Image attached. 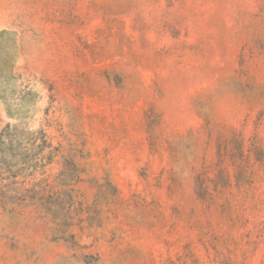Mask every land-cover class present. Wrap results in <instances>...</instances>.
I'll return each instance as SVG.
<instances>
[{"label": "rangeland", "instance_id": "obj_1", "mask_svg": "<svg viewBox=\"0 0 264 264\" xmlns=\"http://www.w3.org/2000/svg\"><path fill=\"white\" fill-rule=\"evenodd\" d=\"M0 264H264V0H0Z\"/></svg>", "mask_w": 264, "mask_h": 264}, {"label": "trees", "instance_id": "obj_2", "mask_svg": "<svg viewBox=\"0 0 264 264\" xmlns=\"http://www.w3.org/2000/svg\"><path fill=\"white\" fill-rule=\"evenodd\" d=\"M11 134H8V136H10ZM12 136H14V134H12Z\"/></svg>", "mask_w": 264, "mask_h": 264}]
</instances>
